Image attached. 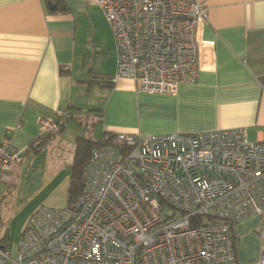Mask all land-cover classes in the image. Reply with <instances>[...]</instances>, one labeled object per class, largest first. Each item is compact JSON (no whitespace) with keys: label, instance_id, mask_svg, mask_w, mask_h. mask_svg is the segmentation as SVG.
Masks as SVG:
<instances>
[{"label":"built area","instance_id":"1","mask_svg":"<svg viewBox=\"0 0 264 264\" xmlns=\"http://www.w3.org/2000/svg\"><path fill=\"white\" fill-rule=\"evenodd\" d=\"M116 52L112 82L175 96L201 70L206 8L195 0H94ZM61 113L40 120L55 135ZM23 151L0 142V180ZM82 191L61 210L29 218L17 254L0 264H236L232 227L260 226L264 264V142L243 130L141 136L117 133L92 150Z\"/></svg>","mask_w":264,"mask_h":264},{"label":"crops","instance_id":"2","mask_svg":"<svg viewBox=\"0 0 264 264\" xmlns=\"http://www.w3.org/2000/svg\"><path fill=\"white\" fill-rule=\"evenodd\" d=\"M195 1L206 8L201 70L167 96L112 82L114 42L94 0H0V142L23 151L0 180V231L38 185L70 177L79 138L243 130L264 142V0ZM57 112L60 131L41 134ZM260 226L232 227L236 264L258 263Z\"/></svg>","mask_w":264,"mask_h":264},{"label":"rangeland","instance_id":"3","mask_svg":"<svg viewBox=\"0 0 264 264\" xmlns=\"http://www.w3.org/2000/svg\"><path fill=\"white\" fill-rule=\"evenodd\" d=\"M72 127L73 126H70L69 128ZM69 182V173H63L60 174L59 178L56 180L52 179V181L46 183L45 185H38L32 199L28 201L26 205H22L15 214L7 218L5 223L1 225L2 228L0 231V236H4L2 237V243L4 245L2 247L8 249L12 253L13 257H15L17 254V243L19 242L22 232L25 229L29 218L31 217V215L28 214L29 205L34 203L37 206V210H61L66 208L69 205Z\"/></svg>","mask_w":264,"mask_h":264},{"label":"trees","instance_id":"4","mask_svg":"<svg viewBox=\"0 0 264 264\" xmlns=\"http://www.w3.org/2000/svg\"><path fill=\"white\" fill-rule=\"evenodd\" d=\"M114 142V135L107 134L100 142H95L86 138H79L76 141V148L74 154V161L70 175V182L68 188V203L72 204L80 195L82 191V172L87 163L92 150L110 145ZM68 205V206H69ZM2 246H0L1 248Z\"/></svg>","mask_w":264,"mask_h":264}]
</instances>
